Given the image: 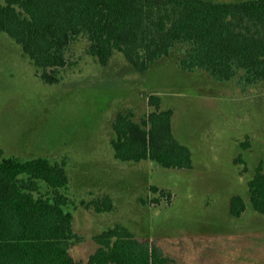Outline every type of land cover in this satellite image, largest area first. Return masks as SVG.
<instances>
[{"label":"rangeland","instance_id":"obj_1","mask_svg":"<svg viewBox=\"0 0 264 264\" xmlns=\"http://www.w3.org/2000/svg\"><path fill=\"white\" fill-rule=\"evenodd\" d=\"M89 45L85 34L73 40L60 81L48 83L22 46L0 31V145L5 156L65 164V208L83 237L74 256L87 260L97 248L94 237L121 223L157 241L177 264H264V213L254 208L248 185L264 163V87L244 93L206 72L183 70L174 54L145 71L119 50L102 64ZM152 93L174 109L173 130L192 150V168L115 156L117 113L131 109L140 119ZM241 154L244 162L236 163ZM40 191L51 188L42 182ZM235 194L247 204L239 217L230 210ZM106 195L113 209L94 210L91 201Z\"/></svg>","mask_w":264,"mask_h":264},{"label":"trees","instance_id":"obj_2","mask_svg":"<svg viewBox=\"0 0 264 264\" xmlns=\"http://www.w3.org/2000/svg\"><path fill=\"white\" fill-rule=\"evenodd\" d=\"M0 31L22 46L48 83L60 81L61 69L70 63L69 45L85 34L90 53L102 64L119 50L145 71L174 54L183 70L206 72L244 93L264 87V0H0ZM148 104L140 119L131 109L117 113L115 156L192 168V150L173 130L174 109L163 108L156 93ZM248 143L242 142L243 148ZM235 161L244 162L243 155ZM42 182L51 193L40 191ZM69 185L64 163L5 156L0 145V264H177L157 241L140 238L121 223L94 237L97 248L87 260L75 257L72 249L83 237L65 208L69 198L61 189ZM248 185L254 208L264 213L263 161ZM91 205L110 211L114 202L106 195ZM246 207L242 195L232 196L234 216Z\"/></svg>","mask_w":264,"mask_h":264}]
</instances>
